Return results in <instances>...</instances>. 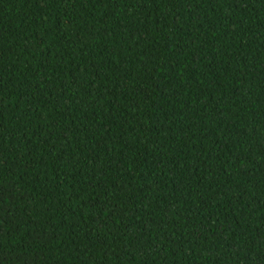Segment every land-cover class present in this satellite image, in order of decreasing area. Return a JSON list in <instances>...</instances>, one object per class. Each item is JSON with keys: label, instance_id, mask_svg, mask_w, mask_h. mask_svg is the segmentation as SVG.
<instances>
[{"label": "trees", "instance_id": "trees-1", "mask_svg": "<svg viewBox=\"0 0 264 264\" xmlns=\"http://www.w3.org/2000/svg\"><path fill=\"white\" fill-rule=\"evenodd\" d=\"M0 264H264V0H0Z\"/></svg>", "mask_w": 264, "mask_h": 264}]
</instances>
